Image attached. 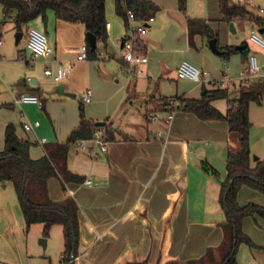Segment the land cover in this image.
I'll use <instances>...</instances> for the list:
<instances>
[{
    "label": "crops",
    "instance_id": "crops-1",
    "mask_svg": "<svg viewBox=\"0 0 264 264\" xmlns=\"http://www.w3.org/2000/svg\"><path fill=\"white\" fill-rule=\"evenodd\" d=\"M149 1L156 5V10L150 15L153 20L146 22L148 17L144 22L146 31L141 39L147 62L140 66V74H127L120 70V66L125 65L121 60V39L127 36V30L123 19L115 13L114 0H105V20L109 27L106 28L104 53L97 60L79 61L75 54L63 52L64 46L85 44V28L81 23L59 20L52 12L47 13L45 21L36 18L53 47V52L47 57V65L44 58L26 52V32L30 27H23L20 40L15 42L18 45L23 39L24 47L17 48L11 60L15 63L22 60L25 67L20 69L22 77L15 82L10 81L13 83L9 94L0 99V151L4 147L5 127L12 124L17 137L31 143L29 156L32 159L43 156L45 146L49 144L46 140L43 143L38 140L47 136V140H53L52 143L64 142L79 124L80 105L86 119L104 122L114 133V139L105 141L106 152H102L99 145L90 139L83 142V148L74 144L69 150L68 169L82 175L84 180H90V185L66 183L63 190L60 180L52 177L47 182L51 199L62 201L70 197L78 205L79 247L74 264L142 261L168 264L174 259L197 261L209 250L215 261L220 260L219 246L223 239L220 227L225 215L214 200L218 201L223 179L207 191L211 173L204 174L200 163L205 162L216 169L196 144L202 140L212 141L214 148L210 154L216 153L224 161L227 150L234 149L236 145L232 146V135L223 121H203L191 113L173 110V117L166 124L163 120L166 111L160 110L158 99L175 96L198 98L202 82H214L221 88H227L229 98H236L244 71H240V66L245 63L247 67L248 56L257 53L258 64L263 68L264 48L255 44L258 51H250L247 44L238 43L240 45L236 47H244L238 52L235 45L221 42L218 30L225 32L229 23H233L234 31L241 26L237 22L222 20L216 1L186 0L185 12L178 9L177 0ZM231 1L233 4L249 2L252 14L264 17L258 12V9H264V0ZM188 3L191 5L189 8ZM194 16L204 19L213 31L216 30L217 47L232 46L233 52L227 59L221 57L222 53H213L201 34L190 36L187 20ZM245 21V24L256 25L252 19ZM129 24L134 27L138 22L130 21ZM258 31L264 35L263 26H258ZM96 46L101 49L97 42ZM183 60L205 72L201 82L178 78L176 67ZM70 61L74 69L63 80L55 81L44 74L49 63L54 71L59 62ZM41 68L43 75L55 83L52 92L40 85ZM121 72L125 74L122 85L102 80L116 77L115 82H120ZM79 80L82 84H78ZM167 80L174 82L168 93L160 85ZM19 81L22 82L19 84ZM87 91L90 101L83 103L82 96ZM20 93L34 94L41 103H16L15 97ZM78 94L77 102H69ZM59 105L62 109L56 115L54 112ZM36 108L43 109L44 114L50 117L52 126L49 131L44 127L41 115L31 113ZM227 108L228 105L223 113ZM152 114L157 116V120L151 119ZM22 119L28 122H39L40 119L41 122L32 131H25ZM99 131L103 134L102 129ZM202 156L205 159L202 160ZM190 168L195 172L191 184ZM1 186L5 187L4 184ZM207 199L213 207L207 208ZM244 224H249L247 218L243 220L242 228ZM56 226L50 233H58ZM49 238L45 237L44 247ZM61 254L62 249L58 256L59 264ZM49 264L54 263L49 260ZM196 264H210V261Z\"/></svg>",
    "mask_w": 264,
    "mask_h": 264
},
{
    "label": "trees",
    "instance_id": "trees-1",
    "mask_svg": "<svg viewBox=\"0 0 264 264\" xmlns=\"http://www.w3.org/2000/svg\"><path fill=\"white\" fill-rule=\"evenodd\" d=\"M216 1L222 20L237 22L240 26L244 20H253L257 26H264V18L255 17L246 3L233 4L231 0ZM186 0H177L178 9L185 12ZM3 17L12 14L14 27L22 31L30 21L40 17L46 20L48 12L55 18L84 25L85 33L89 32L101 45L94 50L85 40L88 60H97L101 51L105 50L107 42L105 0H0ZM115 13L121 17L127 29L129 21L127 12H132L134 19L144 21L156 10V5L149 0H114ZM3 20L0 21V24ZM187 28L190 36L201 34L206 40L217 38V34L204 19L189 18ZM221 57L227 59L233 52L232 46L218 47ZM145 53V46L137 48ZM246 52L243 53L245 57ZM22 81H19L20 84ZM236 98H229L227 88H221L216 83H201L198 98L161 97L158 99L161 111L182 110L193 114L203 121H223L236 139V147L229 148L225 157V177L220 182L218 202L225 215L223 222L224 234L219 246L220 260L215 261L212 251L197 261L183 262L177 259L168 264H196L205 260L210 264H237L235 252L239 243L254 245L251 239L242 231V222L247 217L264 219V206L248 202L239 205L237 194L242 187H248L264 195V158L252 162L249 145L251 121L249 108L252 103L260 105L264 96V80L258 79L246 84H240ZM227 99V110L223 113L212 102L216 99ZM178 103V104H176ZM79 124L67 136L64 142H54L45 146L44 155L32 159L29 156L31 143L21 140L15 133L12 124H7L4 130V147L0 151V184L6 181L12 183L20 206L26 229L31 225L42 224V236L48 237L53 226L62 229L63 248L60 257L61 264H74L79 247L78 205L73 198L54 201L49 197L47 182L57 177L61 187L66 183H82L84 177L72 173L67 167V156L70 148L79 140H89L97 130H103L105 141L114 139V133L104 123L99 127L96 122L84 116L82 105L79 106ZM203 168L213 174L216 171L203 163ZM125 264H149L146 261L129 262ZM158 264V263H157Z\"/></svg>",
    "mask_w": 264,
    "mask_h": 264
},
{
    "label": "rangeland",
    "instance_id": "rangeland-1",
    "mask_svg": "<svg viewBox=\"0 0 264 264\" xmlns=\"http://www.w3.org/2000/svg\"><path fill=\"white\" fill-rule=\"evenodd\" d=\"M246 3L249 9V4L245 1H241V3ZM187 6V4H186ZM191 7L190 3H188V8ZM186 9V8H185ZM191 9V8H190ZM190 17L191 19L195 18ZM199 17V16H198ZM3 20V23L0 24V39L2 43L0 44V99L5 95L9 94L10 84L17 81L20 76V69H24L25 63L21 60V63L13 62L12 57L16 52V49H22L24 47V40L22 39L21 43L15 45V35L17 31L13 28V19L12 14L9 13L6 17H3L2 8L0 6V21ZM243 25L235 29L234 32L228 26L225 32L222 29L218 30L219 40L223 43H231L233 45L238 46L241 43L247 44L250 51H258L256 45L250 41L249 35L250 30L255 25L245 24V20L243 21ZM26 27H34L39 31L46 33L43 30L42 24L40 20L34 19L30 21ZM264 27V26H263ZM214 29V28H213ZM23 30V29H22ZM216 32V30H214ZM259 32V31H258ZM46 35V34H45ZM51 35V32L50 34ZM217 36V37H218ZM48 37V35H46ZM240 41V42H239ZM240 43V44H238ZM27 54H32L29 48H26ZM257 57V53H255ZM258 60V58H257ZM260 64V61L258 60ZM47 67H52L50 63ZM240 71H243L246 68V64L242 63L240 66ZM264 68V65H262ZM262 68V69H263ZM74 69V65L71 70ZM122 74V75H121ZM120 82H115L116 77H108L107 79H103L104 82L113 84V85H122L124 82L125 74L121 72ZM40 85L44 89L48 90V92H52L55 83L50 77L43 75L42 68L40 69ZM12 79V80H11ZM119 79V78H117ZM258 80L257 78L250 77L247 81H240V84H246L248 82ZM13 81V82H10ZM161 81V80H160ZM236 81V79H234ZM173 81H164L160 82V85L163 87V91L169 92L172 90ZM78 84H82V80L78 81ZM239 84V85H240ZM232 88V87H231ZM166 94V93H165ZM168 95V94H167ZM76 99L69 100V102H77ZM264 98V96H263ZM212 104L217 107L220 111H224L227 107V99H216L212 102ZM61 105L56 108V115L60 113ZM34 115L39 113L41 118L44 120V127L49 131L51 128L50 117L48 118L43 109L36 108L33 112ZM85 113V112H84ZM249 118L251 121V129L249 134V145H250V154L251 159L254 155L264 158V99L261 104L252 103L249 109ZM39 123L41 122L40 119ZM45 135V134H43ZM49 139L45 136L46 144L52 143L53 140ZM237 145L236 139L232 136V146ZM196 146L202 150L203 155H208L210 164L214 165L217 174H211V182L207 183V191L213 187V184L217 185L219 180L224 179L225 174V161L223 158L217 156L216 153L210 154L214 148V143L210 140H202L200 143H197ZM3 147V146H2ZM3 149V148H1ZM207 157V156H206ZM205 159L202 156V160ZM208 161V160H207ZM208 161V162H209ZM203 163L201 162L200 166L203 169L204 174H210L203 168ZM190 184L193 182L195 178V172L190 168ZM59 181L57 177H54ZM202 178V177H200ZM5 185L2 188L1 185ZM0 185V264H49V260H51L54 264H59V254L61 249L63 248V238L61 226L57 225L55 230L58 233H49V241L46 247L42 246L39 243V240L42 237L40 223L31 225L28 229H26L23 216L20 210L18 198L15 192V189L11 182L6 181L1 183ZM191 188L189 187L190 191ZM245 190V191H244ZM213 201V199H211ZM237 202L239 205H244L247 202H253L264 206V195L256 190H253L248 187H242V190L237 195ZM214 204L219 207V203L217 199L214 200ZM213 207V203L207 199V208ZM206 217H209L206 214ZM224 221V217H222ZM249 220V224H244L242 231L244 233H249L250 236H247L252 239L254 245H248L244 242H241L236 247L235 257L238 264H264V219L259 217H247ZM222 221V222H223ZM221 222V223H222ZM221 235L224 234L223 223L221 224ZM45 238V237H44Z\"/></svg>",
    "mask_w": 264,
    "mask_h": 264
},
{
    "label": "built area",
    "instance_id": "built-area-1",
    "mask_svg": "<svg viewBox=\"0 0 264 264\" xmlns=\"http://www.w3.org/2000/svg\"><path fill=\"white\" fill-rule=\"evenodd\" d=\"M249 4V2H247ZM258 12L261 13L264 16V9H258ZM127 18L128 21H136L138 24L134 27H132L130 24L127 27V36L124 38L123 43L121 44V60L125 65L120 66V70L122 72H125L127 74H140L142 70L140 69V66L147 62V57L145 54H141L138 52L137 48L141 43L143 44V41L141 37L145 34L146 26L144 24V21H137L134 19L132 12H127ZM264 18V17H263ZM153 20L152 17H149L146 22H151ZM105 27H109V23L105 24ZM26 47L31 50V53L34 57H42L44 58V64L47 65V57L53 52V47L48 43L47 37L45 33L39 31L38 29L34 27L28 28L26 32ZM250 41H252L254 44H257L258 46L264 48V35L260 34L258 32V26L255 25L250 30L249 35ZM63 52L67 53H73L76 55V60L84 61L88 59L87 55V47L85 44L81 45H67L62 47ZM104 52L101 51L100 54H103ZM73 62H59L55 70L52 71L50 68L46 67L44 69V74L47 76L52 77L55 81H61L65 78L67 73L72 69ZM176 73L178 78L190 80L194 82H201L202 81V75L205 74V72L201 71L199 68L195 67L191 63H189L186 60L181 61L178 66L176 67ZM254 77L257 79L264 80V70L261 68V66L258 64L257 58L255 55L250 54L248 56V66L244 69L242 77L240 78V81H247L248 78ZM264 99V98H263ZM262 99V100H263ZM90 101V93L87 91L82 96V102L88 103ZM16 103H28V104H36L39 105L41 101L39 100L38 96L30 93H20L15 97ZM178 104V103H176ZM173 117L172 111H166L164 122L166 124H169L171 119ZM152 120H157V116L152 114L151 115ZM39 122H28L24 119H22V127L25 131H32L34 127H38ZM93 143L96 145H99L100 150L102 152H106L107 146L105 143V140L103 139V134L99 130H97L94 133V136L90 139ZM45 141L44 138H41L38 140L39 143H43ZM86 140H79L77 141V145L83 148V142ZM95 153H93L94 155ZM84 184L90 185L91 181L88 179H85L83 181ZM64 264V263H63Z\"/></svg>",
    "mask_w": 264,
    "mask_h": 264
},
{
    "label": "water",
    "instance_id": "water-1",
    "mask_svg": "<svg viewBox=\"0 0 264 264\" xmlns=\"http://www.w3.org/2000/svg\"><path fill=\"white\" fill-rule=\"evenodd\" d=\"M229 26H230V29H231L232 31H234V30H233V23H229ZM260 34H262V31H260ZM21 36H22V32H21V31H19V32L16 33V35H15V42H16V43L20 40ZM85 36H86L87 42H88V44H89V46H90V49H91V50H94V49H95V46H96V38H95V36H94L93 34L89 33V32H87V33L85 34ZM123 41H124V38L121 39V44L123 43ZM207 44H208L210 50H211L213 53H215V54H217V55H220V54L222 53V51L219 50V48L217 47V43H216V39H215V38L209 39V40L207 41ZM243 49H244V47H242V48L236 47L235 50L238 51V52H240V51H242ZM96 125L99 126V127H101V126L104 125V122H96ZM253 160H257V157H256V156H253ZM39 243H40L42 246H44L45 243H46L45 238H42V239L39 241Z\"/></svg>",
    "mask_w": 264,
    "mask_h": 264
}]
</instances>
